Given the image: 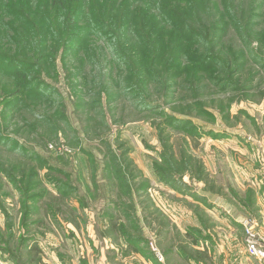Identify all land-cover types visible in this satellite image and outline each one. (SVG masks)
<instances>
[{"label":"rangeland","instance_id":"1","mask_svg":"<svg viewBox=\"0 0 264 264\" xmlns=\"http://www.w3.org/2000/svg\"><path fill=\"white\" fill-rule=\"evenodd\" d=\"M66 1L51 16L62 18ZM86 1L78 26L89 33L39 46L3 12L7 3L36 17L47 0L0 4V54L29 64L25 88L18 65H0V264H195L181 254L227 251L230 227L263 263L247 245L250 231L264 246L261 216L243 208L249 192L264 201V0L159 2L186 32L146 0ZM132 13L140 41L91 36L88 22L128 23ZM59 21L51 27L62 33Z\"/></svg>","mask_w":264,"mask_h":264},{"label":"trees","instance_id":"2","mask_svg":"<svg viewBox=\"0 0 264 264\" xmlns=\"http://www.w3.org/2000/svg\"><path fill=\"white\" fill-rule=\"evenodd\" d=\"M65 1L66 0H52V1L47 0L48 8L46 11H45V7H43V5H38V9L42 10V12L40 14L42 16L40 23L42 26L45 27V29L41 30V35H39L37 33L39 30L37 29L38 24L35 21L40 15L33 17L29 13H26L24 11L17 12L15 9H12V8H14V6L12 4L5 3L3 18L8 17L11 19H15L22 25L23 28L27 27V29L24 30L23 32L19 30L16 32V34L22 38V41H23V39H25L28 43H30L31 40H30L28 34H26L28 32V30H30L32 32L31 34H33L32 39H36L38 41V44H37L38 46H39V43H41V44L45 43V41H47L48 38L54 39L56 41L58 40V42H60V43H63L64 40L66 41L67 39H68L67 41H69L70 35H72V37H74L75 39H82L83 36L89 32L87 30H85L86 28H84V26L83 27L78 26V22H79V20H81L85 16L86 12H83V11H86V9H87L86 6H87L88 2L86 0H81V1H78L77 4L73 7V5L71 6L72 0H67L66 1L67 7L64 8L65 12H64V14H62V18H58V16H56L55 14L53 16H51L53 11H58L59 9L60 10L63 9V7L65 5ZM135 1H140L141 3H144L143 0H135ZM161 1L162 0H146V2L149 4L148 8L152 9V8H154V4H156L157 7L154 10L159 9L158 17H160L163 21H167V23L170 24L172 27H175L177 31H181V30H184L185 32L190 31V30H187L183 26V22L181 20V18L183 19V17H181L180 13L176 10H171V9H167V8L163 9L159 5V2H161ZM3 2H4V0H0V4H3ZM83 5H85V6H83ZM55 8H56V10H55ZM111 12H113V7L111 9ZM145 14H148V12H146ZM135 15H136L135 13L131 14L130 20L128 21V23L123 22V23H116L115 24V22L112 20L106 21L103 18L102 19L97 18L96 20L90 21V22H88L89 24L88 23L87 24L91 26V28H90L91 31H93V30L94 31H97V30L108 31L109 35H113L115 37V40L118 38L117 41H119V43L122 41L121 45L123 43L128 44V43H130V41L128 39L130 35H135L136 36L135 39H138L139 41L144 37L143 32H141V31L139 32L137 30L138 25L136 24L137 23L136 20H134L132 18V16H134V17L137 16V15L136 16ZM78 16H79V18H77ZM111 16H112V14H111ZM149 16H151L150 12L148 15H146V19H148ZM3 18L1 19V21H2L3 25H5V27H6V24H5ZM108 18H109V16H108ZM55 20H60L59 22L62 23L63 27H65L62 33L57 32V30L52 28V27H54V21ZM81 21H84V19ZM118 24H120V27H122L123 29H121L118 34H113L112 30ZM158 25L159 24L156 25L151 20V22H149L145 26V28L149 27L151 30L155 29V32H156L158 30L156 28ZM186 27H187V25H186ZM187 28H189V27H187ZM9 29H12L13 31L18 30L16 28H14L13 26H10ZM75 29H77V31ZM96 34L98 35L99 32L97 31L94 34H92V35L89 34V35L96 36ZM0 35H2L1 32H0ZM64 35H65V38L63 39ZM157 36H158V34H157ZM125 37H127L126 41L124 40ZM143 43L147 45L149 43V41L146 39ZM35 48H38V47H35ZM155 50L157 51V54L155 53V55H156L155 62H156L162 58V52H161L162 47L159 46L158 48H155ZM30 51L31 50H29V52ZM38 52L40 53L41 59H43L44 55L47 53V50L45 48H43L42 46H40L38 48ZM146 53H147V55H149L148 52H146ZM3 62H7L10 64L12 63L14 65L19 66L18 70H16L15 72H12L13 76H15L17 79L22 78L23 79L22 83H26L23 86H19L20 88L27 87L26 85L29 82L27 80V75L22 76V74H21L22 73L21 68L27 69V66H29V64L27 63V60L22 59V58H15V57L12 58V57L4 56V55L0 54V65H2ZM5 71H7V70H5V69H4V71L0 70V73L5 75V74H7ZM144 71H145V74L149 73L145 69L143 70V72ZM145 74L142 73L141 75H145ZM154 74H155V72L153 70L152 75H154ZM16 75L19 76V78ZM63 187H65V186H63ZM36 250H37V248H34V251H36Z\"/></svg>","mask_w":264,"mask_h":264},{"label":"crops","instance_id":"3","mask_svg":"<svg viewBox=\"0 0 264 264\" xmlns=\"http://www.w3.org/2000/svg\"><path fill=\"white\" fill-rule=\"evenodd\" d=\"M253 193L256 194V192H253ZM253 193L249 192L248 196L245 198V200L247 201V204L244 206L243 211L246 212L247 215H252L257 211L259 212V215L261 216L260 226H261L262 235L264 237V201H262L263 203H260L259 206H256V200L254 203L252 202ZM186 198L189 199L188 197H186ZM213 199L215 201L213 203L216 204L217 209H219L220 206L226 205L225 203H228V205H226V206H230V207H227V208L229 210H231L232 212H234L236 216H237L236 211L240 212L235 207H233V205L230 204L229 201L222 200L220 197L213 198ZM191 202H193V201H191ZM189 205H191V206L200 205L201 206V204H199L197 202H193ZM218 220L219 219H216V218H213L211 220V223L213 224V226H218L220 224V222ZM200 222H201V225L198 221L193 227H191L192 229H194V232L197 234L199 233V231H202V232L204 231V228H202V226H206L204 224V222H202V221H200ZM229 222L236 228L240 227V224H238V223H240V221H238L237 223H234L231 221H229ZM245 227H246V225H245ZM230 229H231V232L233 233V235L225 236V239L227 240V242L232 243L233 246H227V248H228L227 251H215L216 245L210 247L209 244L203 245V243H202L203 246L201 249L196 247L197 251H198L197 256H195V255L193 256L191 254H188L185 256V253L181 254V256L188 258L189 262H194L195 264H264V262L263 263L257 262L256 260H252L248 256L247 252L245 251V248L243 247L244 245L242 246L243 240L239 238V236L237 235V232L234 231V229H232V227H230ZM189 233H190L189 237L191 238V240L194 239V241H195L194 243L200 244V242L198 241L199 238L196 237V235L193 234L190 230H189ZM217 237L220 240L221 236L219 234L217 235ZM204 239H206V238H204ZM186 264H188V263H186Z\"/></svg>","mask_w":264,"mask_h":264},{"label":"built area","instance_id":"4","mask_svg":"<svg viewBox=\"0 0 264 264\" xmlns=\"http://www.w3.org/2000/svg\"><path fill=\"white\" fill-rule=\"evenodd\" d=\"M247 245L248 253L252 258L264 260V246L257 241L250 231H248Z\"/></svg>","mask_w":264,"mask_h":264}]
</instances>
